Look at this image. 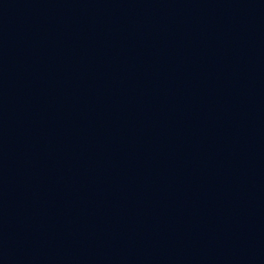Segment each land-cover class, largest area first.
Segmentation results:
<instances>
[{"label": "water", "instance_id": "1", "mask_svg": "<svg viewBox=\"0 0 264 264\" xmlns=\"http://www.w3.org/2000/svg\"><path fill=\"white\" fill-rule=\"evenodd\" d=\"M0 264H264V0H0Z\"/></svg>", "mask_w": 264, "mask_h": 264}]
</instances>
